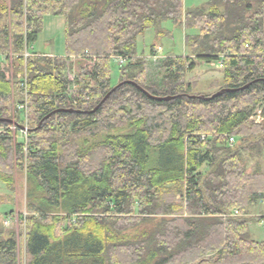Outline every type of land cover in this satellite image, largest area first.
Here are the masks:
<instances>
[{
    "label": "trees",
    "instance_id": "trees-1",
    "mask_svg": "<svg viewBox=\"0 0 264 264\" xmlns=\"http://www.w3.org/2000/svg\"><path fill=\"white\" fill-rule=\"evenodd\" d=\"M50 14L65 17L64 57L31 50ZM167 20L198 29L190 54L138 56V37ZM0 55V182L13 188L24 170L29 186V259L16 231L0 230V264H264L250 231L264 215H249L264 200V0H0ZM117 56V87L91 112L115 87ZM74 57L84 63L71 80ZM221 57L222 83L196 92L188 72ZM59 108L77 111L39 125ZM25 120L20 142L10 127ZM244 152L262 159L253 172Z\"/></svg>",
    "mask_w": 264,
    "mask_h": 264
},
{
    "label": "rangeland",
    "instance_id": "rangeland-1",
    "mask_svg": "<svg viewBox=\"0 0 264 264\" xmlns=\"http://www.w3.org/2000/svg\"><path fill=\"white\" fill-rule=\"evenodd\" d=\"M209 1L210 0H183V8L184 10L196 9L202 7ZM197 32V28L189 29L185 26L175 24L172 20L164 21L158 29L149 28L144 34L138 37V56L148 57L155 63L168 55H189L190 49L185 44V37L187 34H195ZM152 48L155 55L151 54ZM31 50L37 52V54L64 57L66 54L65 17L53 14L46 15L44 17L43 30L40 32L38 40L31 47ZM4 60V56L0 55V61L3 62ZM222 60L223 57H221V60L219 61L223 62ZM72 61L73 70L69 77L71 80H74L75 73L78 72L80 66L84 62L78 57H74ZM125 61L126 59H122L118 56L112 57L111 59L113 85L115 86L120 78V68ZM219 61L199 62L194 70L188 72L187 78L189 81L199 82V85L195 90L196 92H213L216 88H210L209 85L217 82L222 83L223 65L220 66ZM22 106V104H19V108H22ZM22 115L23 117L26 116L27 111H24ZM260 118L259 115L254 117L257 121L262 119ZM21 123L24 127L11 125L10 128L15 131L14 134L18 138V141L24 142L29 125L27 120L21 121ZM129 129V126L127 125L123 128L113 130L112 133H125ZM107 133L109 132H103L97 137H83L81 139V144L87 146L95 141L103 139ZM243 157L248 172H253L262 163L261 158L252 156L250 152H244ZM207 169L208 165H205L202 171H206ZM28 189L27 174L24 170H17L15 174V185L13 188L0 182V230L4 231L5 234L12 229L16 231L24 262H27L29 257L26 252L25 240L24 238H20V223L23 216L26 214ZM249 215L252 218L264 215V200H260L257 204L250 206ZM250 231L253 239L264 240V221L262 223L251 222ZM126 233L129 237H136L141 234V229L130 230Z\"/></svg>",
    "mask_w": 264,
    "mask_h": 264
},
{
    "label": "water",
    "instance_id": "water-1",
    "mask_svg": "<svg viewBox=\"0 0 264 264\" xmlns=\"http://www.w3.org/2000/svg\"><path fill=\"white\" fill-rule=\"evenodd\" d=\"M129 82H132L134 83L135 85H137L135 82L133 81H129ZM252 83V82H251ZM251 83L249 84H246L245 86L241 87V88H222L220 90H218L217 92L213 93L212 95L210 96H207L205 94H200V95H190V97L192 98H200V99H213L221 94H223L224 92L226 91H237V90H240V89H245L247 88ZM138 86V85H137ZM117 86H115L110 92L107 93V95L101 100V102L91 111V112H95L96 110H98L103 104L104 102L108 99V97L111 95V93L116 89ZM146 92V91H145ZM147 93V92H146ZM148 95L154 99H158V100H171V99H174L176 96H155V95H151L150 93H148ZM60 111H68V112H74V111H77L76 109H73V108H68V109H65V108H59V109H56L54 110L52 113L48 114L47 116H45L43 118V120L40 122L39 125L42 124V122L49 118L52 114L54 113H57V112H60ZM22 127H24L22 125Z\"/></svg>",
    "mask_w": 264,
    "mask_h": 264
},
{
    "label": "built area",
    "instance_id": "built-area-1",
    "mask_svg": "<svg viewBox=\"0 0 264 264\" xmlns=\"http://www.w3.org/2000/svg\"><path fill=\"white\" fill-rule=\"evenodd\" d=\"M122 59H125V58H122ZM219 62H220V64H219L220 66L223 65V62H221V61H219ZM259 117H261V116L259 115ZM260 119H261V118H260ZM15 126H16V125H15ZM234 141H235V138L231 137V138H230V143L233 144ZM235 214H238V211H237V210L235 211Z\"/></svg>",
    "mask_w": 264,
    "mask_h": 264
},
{
    "label": "crops",
    "instance_id": "crops-1",
    "mask_svg": "<svg viewBox=\"0 0 264 264\" xmlns=\"http://www.w3.org/2000/svg\"><path fill=\"white\" fill-rule=\"evenodd\" d=\"M194 70V69H193Z\"/></svg>",
    "mask_w": 264,
    "mask_h": 264
}]
</instances>
